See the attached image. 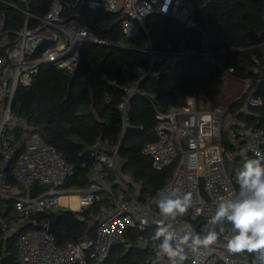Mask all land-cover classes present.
I'll list each match as a JSON object with an SVG mask.
<instances>
[{
  "label": "built area",
  "instance_id": "obj_1",
  "mask_svg": "<svg viewBox=\"0 0 264 264\" xmlns=\"http://www.w3.org/2000/svg\"><path fill=\"white\" fill-rule=\"evenodd\" d=\"M0 2L22 14L19 27L6 29L4 13L0 12V199L6 202L0 207V239L5 242L13 237L16 264H106L111 247L122 241L129 227L140 232L136 242L143 247L147 238L141 232L156 227L153 221L159 218L155 203L160 193H191L190 218L208 221L218 201L237 192L231 178L235 159L264 157L263 127L236 124L233 118L226 117L227 106L198 104L190 96L184 105L157 110L154 114L155 139L145 142L141 152L149 156L154 169L170 164L174 168L164 185L154 194L143 196L142 181L130 173L122 174L117 162L120 137L130 127V101L140 92V83L155 63L173 65L183 54L169 47L155 50L146 19L160 14L184 26H195L191 8L184 0H73L68 7L60 0H51L46 11L37 13L29 8V0ZM84 8L116 14V22L126 38L143 32L142 50L149 59L144 66L132 67L135 78L122 87L123 95L116 105L121 115L117 142L102 140L90 149L93 157L90 171L96 179H90L82 189H63L64 180L75 171L74 164L66 161L54 145L45 143L13 109L12 102L17 88L29 85L43 65H54L71 73L85 43H106L89 30L82 13ZM227 71H232V67ZM242 81L244 90L250 91L253 79L245 77ZM260 104L261 99L250 94L244 109ZM16 131L20 132V138ZM223 132L231 149L223 141ZM80 165L84 167L85 162ZM107 169L114 176L112 184L106 181ZM34 185L46 188L30 196ZM114 186L120 188L119 195L115 194ZM129 186L135 188L134 193ZM100 191L110 194L112 204L100 207L93 238L60 244L46 228L24 229L33 214L55 208L80 211L98 200ZM73 194L77 196V209L71 206ZM62 195L67 196L64 203L59 201ZM7 210L10 214H3ZM78 217L82 218L80 214ZM142 219L149 224L142 227ZM185 221L178 218L177 223L182 226ZM187 255L185 264H250V254L228 253L223 237L217 245L196 253L189 250ZM156 264L169 262L167 257L159 260L156 257Z\"/></svg>",
  "mask_w": 264,
  "mask_h": 264
},
{
  "label": "trees",
  "instance_id": "obj_2",
  "mask_svg": "<svg viewBox=\"0 0 264 264\" xmlns=\"http://www.w3.org/2000/svg\"><path fill=\"white\" fill-rule=\"evenodd\" d=\"M60 1L66 7L73 2ZM184 1L191 8L195 26H184L178 20L160 14H152L146 19L155 50L169 47L179 49L183 54L173 65H153L151 73L140 83V92L130 101V127L120 137L117 158L121 163L120 171L142 181V194H154L171 177L174 168L170 164L154 169L149 156L141 152L145 142L155 139L154 114L157 110L178 108L190 96L198 104L208 102L213 106L225 75L241 81L250 77L253 79L250 91L244 90L228 103L226 114L245 125L264 128V0ZM50 2L29 0V8L42 13ZM0 12L4 13L6 29H15L22 24V14L17 9L0 2ZM82 13L89 30L106 43H85L71 73L54 65H43L29 85L17 88L12 102L13 109L23 116L28 126L45 143L54 145L66 161L74 164L75 171L64 180L63 188L88 186L93 161L90 149L102 140L112 144L117 142L121 115L116 105L122 98V87L135 78L132 67L144 66L149 59L142 50L143 32L126 38L116 22V14L87 8ZM201 38L207 42L212 63L203 61ZM228 67H232V71L228 72ZM250 94L259 97L261 104L244 109ZM16 135L20 138L19 131ZM223 141L231 149L224 132ZM248 159L264 162V157L235 159L231 178L237 191L235 172ZM83 161L84 167L80 165ZM107 170V177L113 180L112 172ZM102 202V198L95 200L80 211L55 208L37 212L24 229L43 230L58 216L56 228L61 233L60 244L93 238L94 214ZM5 204L0 199V207ZM3 214L10 212L7 210ZM182 218L194 229L204 231L207 221L192 220L189 211ZM155 228L151 226L141 232L147 238L143 247L136 242L140 232L135 227L126 228L122 241L111 247L106 264H154L156 254L151 237ZM253 255L250 254V264ZM0 257V264H16L13 237L5 242L0 239Z\"/></svg>",
  "mask_w": 264,
  "mask_h": 264
},
{
  "label": "clouds",
  "instance_id": "obj_3",
  "mask_svg": "<svg viewBox=\"0 0 264 264\" xmlns=\"http://www.w3.org/2000/svg\"><path fill=\"white\" fill-rule=\"evenodd\" d=\"M235 183L238 191L218 201L203 234L191 223H177L192 206L191 193H160L159 218L153 221L156 228L151 237L157 260L167 257L169 264H185L189 250L196 253L217 245L223 237L228 253L254 254L251 264H264V162L248 159L235 172ZM140 223L143 227L149 221Z\"/></svg>",
  "mask_w": 264,
  "mask_h": 264
},
{
  "label": "rangeland",
  "instance_id": "obj_4",
  "mask_svg": "<svg viewBox=\"0 0 264 264\" xmlns=\"http://www.w3.org/2000/svg\"><path fill=\"white\" fill-rule=\"evenodd\" d=\"M263 71L260 70V73ZM244 91V83L241 80L235 79L230 75H225L224 84L221 88V92L214 101L222 106L228 105L231 101L238 98L239 95ZM228 115V114H226ZM115 192H118V187H114ZM105 195L104 193L102 194Z\"/></svg>",
  "mask_w": 264,
  "mask_h": 264
},
{
  "label": "water",
  "instance_id": "obj_5",
  "mask_svg": "<svg viewBox=\"0 0 264 264\" xmlns=\"http://www.w3.org/2000/svg\"><path fill=\"white\" fill-rule=\"evenodd\" d=\"M205 1H208V0H205ZM200 46H201V55H202L203 61L208 62V63H212V58H211V56L207 52V42H206V40L204 38H201ZM161 110H163V109H161ZM45 188H46L45 186L42 187V186L34 185L30 189L29 195L30 196H33L38 191H42ZM57 220H58V216L55 219L51 220L47 224L46 230L48 232H51L55 236L56 242L60 243L61 242V233L56 228Z\"/></svg>",
  "mask_w": 264,
  "mask_h": 264
},
{
  "label": "crops",
  "instance_id": "obj_6",
  "mask_svg": "<svg viewBox=\"0 0 264 264\" xmlns=\"http://www.w3.org/2000/svg\"><path fill=\"white\" fill-rule=\"evenodd\" d=\"M202 105H208V102L206 103V104H204V103H201ZM226 117H228V118H233L235 121H236V123H238V124H243V123H241V122H237V120L234 118V117H232V116H230V115H226ZM118 162V165H119V168H121L120 167V162L119 161H117ZM108 171V170H107ZM121 172V171H120ZM123 174V173H122ZM125 174H128V173H124V175ZM96 179V176L93 174V173H91V171L89 172V175H88V180H90V179ZM106 181H107V183H110V184H112L113 183V180L112 179H110V178H108L107 176H106ZM114 187H117V186H114ZM63 188V187H62ZM129 188H130V191L132 192V193H134V190H135V188L134 187H132V186H129ZM63 189H71V188H63ZM115 191V190H114ZM105 194L104 196L102 195V194ZM121 193V190H120V188L118 187V192H115V194H120ZM142 193V192H141ZM143 196L144 195H147V194H142ZM100 198H102L103 199V202H102V204L100 205V207L101 206H103V205H111L112 204V198H111V196H110V194L108 193V192H106V191H100L99 192V198H98V200L100 199ZM100 207H99V209H100ZM155 208H156V210L159 212V209H158V207H157V202L155 203ZM99 209H98V211L94 214V217H95V222L96 221H98L99 220V214H98V212H99Z\"/></svg>",
  "mask_w": 264,
  "mask_h": 264
},
{
  "label": "bare ground",
  "instance_id": "obj_7",
  "mask_svg": "<svg viewBox=\"0 0 264 264\" xmlns=\"http://www.w3.org/2000/svg\"><path fill=\"white\" fill-rule=\"evenodd\" d=\"M67 200V196H64L62 195L60 198H59V201L61 203H64L66 202ZM70 201H71V206L74 208V209H77L78 208V203H77V196L76 194H73L70 196Z\"/></svg>",
  "mask_w": 264,
  "mask_h": 264
}]
</instances>
